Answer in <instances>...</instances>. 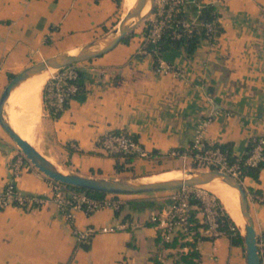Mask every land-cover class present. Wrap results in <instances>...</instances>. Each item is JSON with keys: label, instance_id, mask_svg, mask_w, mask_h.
I'll list each match as a JSON object with an SVG mask.
<instances>
[{"label": "crops", "instance_id": "0c3cea01", "mask_svg": "<svg viewBox=\"0 0 264 264\" xmlns=\"http://www.w3.org/2000/svg\"><path fill=\"white\" fill-rule=\"evenodd\" d=\"M210 3L220 27L212 42L200 39L190 54L171 46L156 61L154 53L139 51L145 32L138 25L106 52L76 62L80 89L56 117L42 98L47 76L22 83L9 97V123L11 105L18 102L14 97L30 91L31 83L36 85L38 118L40 110L43 114L33 145L66 171L145 177L188 168L191 163L169 151L188 149L208 116L204 138L243 156L249 140L264 134V0H198L200 6ZM123 11L114 0H0V93L22 68L75 51L109 31ZM30 119L26 111L20 116L22 123ZM109 130L128 132L143 149L126 163L130 169L117 171L115 156L98 145ZM49 179L0 126V190L12 182L25 193H49ZM242 179L256 233L264 236V166L257 178L247 174ZM165 193L119 196V210L77 208L70 217L50 198L31 208L0 207V264H173L186 249L157 244L160 228L149 220L167 206L160 200ZM148 198L160 201L151 207L138 202ZM88 226L97 231L87 241L79 239L76 231ZM197 249L198 264H247L244 246L231 243L227 234L201 238Z\"/></svg>", "mask_w": 264, "mask_h": 264}, {"label": "built area", "instance_id": "2783aa9c", "mask_svg": "<svg viewBox=\"0 0 264 264\" xmlns=\"http://www.w3.org/2000/svg\"><path fill=\"white\" fill-rule=\"evenodd\" d=\"M188 2L196 4L198 0H155L152 12L148 17L147 32L145 34L143 46L140 52L157 53V43L161 36L169 30L172 38H178L183 32L190 33L195 27L196 17L191 19L182 16L185 4ZM207 40L213 41L217 30V23L213 21L202 22ZM150 46V47H149ZM160 67L157 66V69ZM79 68L76 63H71L52 71L43 85L42 98L47 108L55 111L64 109L70 96L80 89L78 83ZM210 117H206L199 123L194 138L186 150L172 149L170 155L180 156L190 164L188 168H216L237 177L241 180L244 175L241 166H257L259 162H264V134L258 136L257 141L246 156H234L231 160V152L222 147L219 143L209 142L203 136V130ZM74 145V144H73ZM98 145L107 154H119L121 156L129 153L142 155L143 149L136 139L124 130L105 131L98 139ZM21 164L18 158L13 168L17 170ZM185 169V168H184ZM50 192L29 194L21 191L12 182H8L0 190V207L16 205L23 208H31L43 203L47 198L52 199L69 217L73 209H83L87 212L97 210L102 207H109L118 210L122 200L119 194L107 193L103 197H94L85 191H66L62 183L49 179ZM242 182V180H241ZM168 204L150 215L149 220L159 226L160 234L165 241L172 238L177 230L187 232V237L191 238L195 232L189 227L188 208L190 198L197 197L200 200L199 212L201 221L205 224L203 232L210 238L225 234L219 227L220 217L223 210L216 196L206 190L203 186H182L168 190L166 194ZM123 227V224L120 225ZM232 228V226H230ZM100 229L108 230L110 227L103 226ZM97 231L95 227L88 226L83 231H76L79 239L87 241L92 233ZM258 253L260 263L264 264V236L257 237ZM184 249H187L184 246Z\"/></svg>", "mask_w": 264, "mask_h": 264}, {"label": "water", "instance_id": "95a60500", "mask_svg": "<svg viewBox=\"0 0 264 264\" xmlns=\"http://www.w3.org/2000/svg\"><path fill=\"white\" fill-rule=\"evenodd\" d=\"M147 2H149V7L145 12H142ZM154 3L155 0H135L134 4L126 10L116 26L101 36L83 44L76 52H60L47 56L15 73L0 93V126L16 143L25 157L45 175L61 183L71 184L89 190L113 194H136L170 190L182 186H205L204 184L210 180H223L236 188L238 193L240 212L244 219V231H241V233L244 240L246 262L247 264H261L257 246V233L250 213L246 188L241 180L229 172L216 168H186L183 169L184 176L161 180H145L144 176L104 177L66 171L48 159L31 142L23 138L7 120L6 104L9 95L27 77L48 68H54L56 70L71 63L89 59L106 52L121 41L140 21L150 15Z\"/></svg>", "mask_w": 264, "mask_h": 264}, {"label": "trees", "instance_id": "16d2710c", "mask_svg": "<svg viewBox=\"0 0 264 264\" xmlns=\"http://www.w3.org/2000/svg\"><path fill=\"white\" fill-rule=\"evenodd\" d=\"M114 1L117 3V5H120L122 3V0H114ZM188 12L192 13V17H196L197 24L195 25V27L192 29L190 33L183 32L182 35L178 38H172L169 33V30H167L161 36L160 40L157 43L158 52L154 53L156 61H158L160 51L165 50L171 46L182 48L186 54L193 53L200 39L206 36L202 22L213 21L217 23L216 33L219 32L220 27L218 24V12H217L215 4L210 3V4H206V5L198 7L196 4L188 2L187 4H185L184 10L182 12V16L185 18L191 19L192 17L187 15ZM133 31L134 30H131L121 40H126L127 37L133 33ZM144 32L146 34L147 27L144 28ZM45 108L48 110L49 114L53 117H56L60 112V111H55L53 108H47L46 106ZM257 139H258V136L253 137L249 140L248 145H247V151L242 157L246 156V154L252 149ZM220 145L230 151V148L227 145L225 144H220ZM263 151H264V147H263ZM113 155L115 156V159H116L115 167L117 171L131 168V166L126 165V163H130L132 161V159L135 157L134 153H129L124 156H121L119 154H113ZM119 157H122L123 160H120ZM233 157L234 155L231 156V160L233 159ZM263 166H264V162H259L257 166L243 165L241 166V168H242L243 175L248 174V175H252L253 177L257 178L258 171ZM62 185L66 191H69V190L85 191L86 193L94 197H103L107 194L106 192L89 190V189L81 188V187L74 186L71 184L62 183ZM216 198L223 210V214L220 217V225H219L220 229L224 231L225 234H227L230 237L231 243L244 246L243 235L241 233L240 228L236 225V223L231 218L227 210L224 208V205L221 202L220 198L218 196H216ZM160 200L168 202L166 198L164 199L160 198ZM159 201L156 199H151V198L138 200L141 206H148V207H151L155 204L157 205ZM131 203H135V201H131ZM199 209H200V200L197 197H191L190 206L188 208V216H187L189 227L195 229V232L193 233L191 238H188L187 232L183 230H177L175 234L172 236V238L168 241H165L163 239L160 232L157 234L156 242L157 244H160L161 247H164V248L165 247H178V246L187 247V249L185 251H182L179 257L174 260L173 264H198L199 252L197 249V243L199 239L204 238V237H209L203 234V228L205 227V224L198 217ZM230 226H232V228ZM257 237L259 238L260 235H257ZM82 245L84 247L88 246L86 243H83ZM154 261L158 263V260L156 258Z\"/></svg>", "mask_w": 264, "mask_h": 264}, {"label": "bare ground", "instance_id": "6f19581e", "mask_svg": "<svg viewBox=\"0 0 264 264\" xmlns=\"http://www.w3.org/2000/svg\"><path fill=\"white\" fill-rule=\"evenodd\" d=\"M134 2H135V0H124L123 1L124 11H123L122 16L125 14L126 10L134 4ZM148 7H149V2H147L145 4L142 12H145L148 9ZM74 52H76V50L72 51L70 53H74ZM53 70H54V68H48V69L42 70L38 73H35V74L27 77L17 87H19L22 83H24L26 80H28L32 77H35L38 75H40V77H41V75H47L48 73H51ZM40 79L41 78H39V80ZM35 83H37V82H33V85ZM30 84H29V86L32 89L27 86L29 89H31L30 91L28 90V92H23L22 96L21 95L19 96V92H22V91H19L17 93L18 97H16L17 94L15 96L16 98L14 97V99L15 100L17 99L18 102H16V104L11 105V106H13V108L12 109L10 108V110L12 112L9 111V112H11V115L9 113V116H11L10 119H11V122L14 126V129L23 138H25L26 140H28L29 142L34 144L33 140H34L36 133L40 127L39 126L40 117L38 118L39 107H38V102H37V98H36L37 96L35 95L36 93L34 92V91H36V88H35L36 85H34L35 87H32ZM15 89H13V90H15ZM11 93H10L9 97L11 96ZM8 101H9V98H8L7 104H6V117H7ZM25 111L30 115L31 119L29 120L30 122L22 123L20 121V116ZM7 120H8V117H7ZM8 122H9V120H8ZM184 175L185 174L183 171L169 170V171L162 172V173L151 174V175L145 176L144 178H145V180H161V179L174 178V177H179V176H184ZM204 185L209 187L214 192V194L220 198L221 202L224 205V208L227 210V212L229 213L231 218L234 220L236 225L243 232L244 231V219H243V216L240 212L239 199H238V193H237L236 188L232 187L231 185L227 184L226 182H224L221 179L210 180V181L206 182Z\"/></svg>", "mask_w": 264, "mask_h": 264}, {"label": "rangeland", "instance_id": "374dc122", "mask_svg": "<svg viewBox=\"0 0 264 264\" xmlns=\"http://www.w3.org/2000/svg\"><path fill=\"white\" fill-rule=\"evenodd\" d=\"M122 7H123V0H122ZM149 17V16H148ZM148 17L146 18V19H144V20H142V21H140L139 22V24L138 25H140V26H142L143 27V29L147 26V24H148ZM137 25V26H138ZM49 74L50 73H48L47 75H45V76H47V78H48V76H49ZM42 89H43V87H42ZM42 117H43V114H42V110H40V123H39V133H41V129H42ZM35 139V138H34ZM33 142H34V140H33ZM189 164L187 163L186 164V167L188 166ZM179 170H181V171H183V167L181 168V167H179L178 168ZM186 169V168H185ZM155 173H160V171L159 172H154V173H152V174H155ZM242 181H243V179H242ZM206 190H208L209 192H212L213 194H214V192L213 191H211V189L209 188V187H207V186H203ZM166 192V193H165ZM167 192H168V190H159V191H152V192H143V193H146V194H150V195H153V194H159V193H165V195H163V197L164 198H166L165 196H166V194H167ZM123 195H131V194H129V193H121V194H119V196H123ZM215 195V194H214ZM216 196V195H215Z\"/></svg>", "mask_w": 264, "mask_h": 264}]
</instances>
